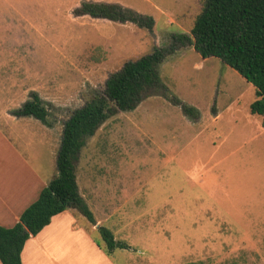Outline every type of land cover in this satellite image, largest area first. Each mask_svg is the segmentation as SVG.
<instances>
[{"label":"rangeland","instance_id":"374dc122","mask_svg":"<svg viewBox=\"0 0 264 264\" xmlns=\"http://www.w3.org/2000/svg\"><path fill=\"white\" fill-rule=\"evenodd\" d=\"M83 1L120 4L153 27L77 16ZM204 2L0 0V81L18 84L12 105L33 89L50 113L49 126L27 124L34 153H43L38 169L57 175L64 121L126 61L190 34ZM158 72L163 91L115 110L81 149L79 193L96 224L79 217L93 239L103 225L129 245L113 255L121 264H264V117L250 112L255 87L192 46L168 55Z\"/></svg>","mask_w":264,"mask_h":264},{"label":"trees","instance_id":"16d2710c","mask_svg":"<svg viewBox=\"0 0 264 264\" xmlns=\"http://www.w3.org/2000/svg\"><path fill=\"white\" fill-rule=\"evenodd\" d=\"M74 14L130 22L150 29L154 24L152 18L113 3L83 1ZM170 40L166 48L155 46L150 53L126 61L108 77L102 93L93 95L64 121L56 160L57 175L13 226H0L2 264H22L21 253L27 240L65 210L74 209L92 225L96 224L94 213L79 193L75 163L80 151L87 138L93 136L115 110L132 111L148 96L163 91L158 66L178 49L192 46L203 58L217 57L235 69L256 89L250 112L264 117V0H205L190 34L176 33ZM173 103L181 106L186 115L195 120L199 118L200 112L194 106L176 98ZM12 114L33 117L49 126V109L35 91H31L29 98ZM97 231L99 237L94 240L107 253L116 248H130L115 240L107 227L101 225Z\"/></svg>","mask_w":264,"mask_h":264},{"label":"crops","instance_id":"0c3cea01","mask_svg":"<svg viewBox=\"0 0 264 264\" xmlns=\"http://www.w3.org/2000/svg\"><path fill=\"white\" fill-rule=\"evenodd\" d=\"M17 85L10 77L0 81V226L4 227L13 226L55 176L53 172L38 169L37 161L43 153L35 154L32 138L29 141L27 124L37 125L39 120L12 114L28 99L19 105L11 104L12 89ZM39 138L40 144H44L43 136ZM79 216L74 209L53 216L50 224L25 243L22 264H121L113 259L116 249L121 248L107 253L95 242L87 230V222Z\"/></svg>","mask_w":264,"mask_h":264}]
</instances>
